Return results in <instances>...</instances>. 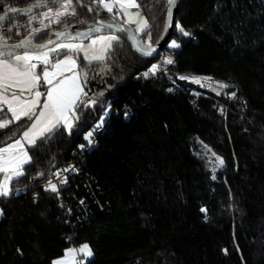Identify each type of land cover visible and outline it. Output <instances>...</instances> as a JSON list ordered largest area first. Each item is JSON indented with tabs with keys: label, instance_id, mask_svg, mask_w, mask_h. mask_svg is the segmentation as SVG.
<instances>
[{
	"label": "trees",
	"instance_id": "1",
	"mask_svg": "<svg viewBox=\"0 0 264 264\" xmlns=\"http://www.w3.org/2000/svg\"><path fill=\"white\" fill-rule=\"evenodd\" d=\"M32 1L0 0V15ZM137 3L156 43L167 0ZM76 10L55 27L92 19L87 8ZM138 34L149 42L146 32ZM11 37L24 36L15 31ZM172 37L181 48L164 47L176 61L167 74L184 87L195 86L189 79L198 76L214 78L217 86L196 85L194 105L166 74L150 73L160 53L141 55L122 36L103 62L81 56L83 71L109 63L107 92H96L95 103L77 104L70 131L60 124L27 147L23 175L0 199V264H54L78 243L93 251L85 264H264V0H183ZM243 101L247 106L240 107ZM108 104L132 106L133 115L125 120L111 110L97 144L79 156L81 175H69L57 192L43 187L54 171L79 159L73 151L88 142L86 133ZM3 108L0 122L12 119ZM31 122L0 128V147ZM196 141L215 156L197 151Z\"/></svg>",
	"mask_w": 264,
	"mask_h": 264
},
{
	"label": "snow or ice",
	"instance_id": "2",
	"mask_svg": "<svg viewBox=\"0 0 264 264\" xmlns=\"http://www.w3.org/2000/svg\"><path fill=\"white\" fill-rule=\"evenodd\" d=\"M97 5L96 8H89L88 11H96L99 13L101 9L106 10L108 13L113 12V8H117V14L128 17L127 23H135L138 25V31L146 32L147 39L149 44L147 47H139V51L145 55H151L154 49L151 47V32L147 31L150 27L148 21L143 17L142 13L139 11L140 5L135 2V0H115V3H107L106 0H93ZM169 5L168 12V26L171 25V7L174 6L175 0H167ZM51 5L57 6V11L52 12V7L50 6L48 0H33L32 4L28 8H16L9 7L7 12L3 15H0V105H6L7 112L12 114V119H5L3 122H0V128H6L10 123L20 121L22 118H28L31 120L33 116L44 118L47 114V119L51 122L50 126L41 129L39 132L36 131L37 124L41 121L37 119L35 123H32L22 135L15 140L14 143L9 144L6 147H0V172L8 173L4 177L3 185H0V196H7L10 194V189L8 187L9 180L13 177H19L23 175V172L18 170L20 164L16 165L11 172H9V166L11 163L12 157L9 153L11 149H16L18 146L22 150L23 144L21 140L26 141L27 143L34 144L36 136H44L45 132H51L53 128L57 125L63 123L67 126L68 130H71L72 124L69 121V114L73 113L72 119H76L74 115L75 107L78 103L87 105L88 103H95L92 101H81L80 93L82 91L79 81L76 79L77 75L86 78L87 73H76L72 67L67 69L62 68V65L71 64L75 66V60L73 57L81 58L88 63L92 61H102L105 56L104 53L111 48V42L114 40H119V37L116 35L100 36L98 39H93L91 44L84 45L73 44L70 41L72 40H83L90 38L93 33L101 32L102 29H113L115 24L98 22L96 25H88V31L77 32L75 36H72L67 29L62 32H55L54 35L57 37V40H48L45 44L36 45L33 43L35 35L46 28L50 27L52 22L57 24L61 23L62 17L74 16L76 14L75 7L73 6L72 0H51ZM36 8H46L47 11L42 13V18H38L36 15H33V10ZM135 8L136 12H131L129 9ZM2 11V9H0ZM8 13H20L21 15L28 17V23L31 24L33 21L39 19V24L41 27L38 28H29L28 35L20 40L19 43L9 44L8 39L12 34V29L8 28L5 30L4 21L6 19H11L8 16ZM116 17L113 16L112 20L115 21ZM48 20L50 23L45 24L44 21ZM12 27H20V25H13ZM177 30L183 35L188 36L189 33L183 28V26L177 24ZM117 31H125L122 27L116 28ZM5 32L8 33V36L5 35ZM16 35H20L19 32ZM69 41L65 43L61 40ZM60 40V42H57ZM98 42H102L99 54L97 50L93 47ZM51 46V47H50ZM170 46L172 48H179L180 45L176 40H171ZM19 49H24L23 53H20ZM55 54V62L53 63L50 59V56ZM63 56L64 59H59ZM36 61L37 63H34ZM167 64H172L173 61L168 59ZM38 66H41L42 75H38L36 69ZM49 67L53 70L49 71ZM157 70L156 66H153L151 72ZM65 71L72 73L71 76L65 75ZM145 76L148 73L144 74ZM180 79H186L185 77H180ZM43 80L46 86H51L47 90L46 102L42 105L40 104L39 99L32 101L30 105L14 107L13 101L19 100V95L17 92H12V99H9L6 95L10 87H17L23 91H28L29 94L34 95L39 98L41 96L40 91V81ZM200 83L199 80L196 81ZM227 85H220V87H226ZM171 91V89H170ZM219 94V93H218ZM234 96L235 93H232ZM37 106H40L43 110L36 112ZM4 112V108L0 107V113ZM107 113H105L106 115ZM103 124V120L100 121V124L96 126L99 128ZM30 134H34L31 135ZM93 133L89 132L85 137L89 143H91V137ZM84 145H81L83 148ZM19 155V153H17ZM215 155V154H213ZM25 159L20 163H28L30 157L27 156V152H23ZM217 160L220 165H223L224 161L217 157ZM71 170V169H68ZM59 175V173H56ZM215 179V176H213ZM66 182V181H62ZM50 190L52 192H57V186L55 184H50ZM206 211V209H202ZM79 252L87 256H90L91 249L87 244H84ZM76 251L70 250L65 254V260H57L54 264H68L67 257H75Z\"/></svg>",
	"mask_w": 264,
	"mask_h": 264
},
{
	"label": "rangeland",
	"instance_id": "3",
	"mask_svg": "<svg viewBox=\"0 0 264 264\" xmlns=\"http://www.w3.org/2000/svg\"><path fill=\"white\" fill-rule=\"evenodd\" d=\"M33 2V1H32ZM106 2L107 3H115V0H106ZM135 2L137 3V1L135 0ZM72 3H73V6L75 7V12L77 13V10H76V8H77V4H76V0H72ZM138 4V3H137ZM52 7V12L53 13H55L56 11H57V6H51ZM113 10H116V12H117V8L116 7H114L113 8ZM45 11H47V9H44V10H41V11H36V12H34V13H32L33 15H36L38 18H42V13L43 12H45ZM129 11H131V12H136L137 11V9H135V8H131V9H129ZM139 11H140V8H139ZM76 15V14H75ZM74 15V16H75ZM74 16H67V17H62L61 18V21L63 22V20L64 19H66V18H69V17H74ZM122 16V15H121ZM125 17V16H124ZM144 17V16H143ZM127 19V21H128V17H126ZM27 19H28V17H27ZM61 22V23H62ZM44 23L45 24H49L50 22L48 21V20H45L44 21ZM60 24V23H59ZM67 24H69V23H65L64 25H63V27L65 26V25H67ZM129 24H131L136 30L138 29V25L137 24H135V23H129ZM13 25H20V27H12ZM23 25H25V30H24V32H22V29L24 28L23 27ZM55 25H58L57 23H55V22H52L51 24H50V27L49 28H54V29H56L55 28ZM38 27H41V25L39 24V19H37L36 21H33L31 24H29L28 23V20L26 21V20H23V19H20L18 16L17 17H15V21H13V22H11V23H9V24H4V28H5V30L6 29H8V28H11L12 29V33H14L15 31H16V33L17 32H19L20 33V35H22V36H26V35H28V29L29 28H38ZM138 31V30H137ZM139 33H141V31H138ZM5 35L6 36H8V33L7 32H5ZM108 35H116V36H118L119 37V40H120V35H118V34H115V33H103V34H98V35H94V36H92V37H90V39H88V40H84V41H82V40H72V41H70L71 43H73V44H80V43H83L84 45H89V44H91V41L93 40V39H98V37H100V36H108ZM50 39V38H49ZM48 40V39H47ZM171 40H175V38L174 37H171L170 39H169V41H168V43H167V45H169L170 46V43H171ZM12 41V37L10 36V38L8 39V42H11ZM77 41H80V42H77ZM116 41H118V40H114V41H112L111 42V44H113V42H116ZM63 42H65V43H68L69 41H63ZM177 42V41H176ZM178 43V42H177ZM101 45H102V42H98L96 45H93V47L97 50V54H99V50H100V48H101ZM112 46V45H111ZM51 47V46H50ZM108 50H110V49H108ZM108 50L104 53V56H105V58H106V56H107V53H108ZM23 53V52H22ZM80 57H81V55H80ZM104 58V59H105ZM73 59L75 60V65H77V67L76 68H73V70L76 72V73H87V75H86V78L85 77H82V76H80V75H77V77H76V79L79 81V83H80V86H81V89H82V91H81V93H80V95L82 94V96L84 95V94H87L86 96H84V100L85 101H92V100H94L95 101V99H96V92H98V93H100L102 96L103 95H105L106 94V92H107V88L105 87V84H104V79H106V81H107V76H108V72H109V70L111 69V66L109 65V63H107V64H102L96 71H94V72H91V71H89L88 70V68H86L85 67V71H83L82 70V67H81V65H80V63L82 62V60H81V58H77V57H73ZM52 61V60H51ZM104 61V60H103ZM53 62V61H52ZM163 65H166V62L165 61H161L160 59L159 60H157V62L153 65V66H156V68H157V70L153 73V72H151L150 71V73L152 74V75H154L155 73H157L160 69H161V67L163 66ZM63 66V68L64 69H67L68 67H72L73 65H71V64H68V65H62ZM38 68H40V66L38 67ZM153 68V67H152ZM38 74H40L39 73V71H38ZM149 75V74H148ZM85 79H87V80H85ZM191 79V78H190ZM190 79H189V81H190ZM41 83H42V81H41ZM224 89V88H223ZM222 89V90H223ZM16 91H18L17 89H15ZM80 98H82V97H80ZM42 102V101H41ZM109 103V102H108ZM89 104H92V103H88V105ZM111 106H110V104H108V106H107V109H106V112L105 113H107L106 115L104 114L103 116H102V118L101 119H99V121L98 122H100L101 120H105L106 119V117L108 116V114L111 112ZM36 112H37V110H36ZM74 113H75V110H74ZM72 114H69V121H70V123L72 124V126L74 125V119H72ZM97 122V123H98ZM96 123V124H97ZM66 128H67V126L66 125H64ZM72 128V127H71ZM68 129V128H67ZM89 132H92L93 133V131H92V129L90 130V131H88L87 133H86V136H87V134L89 133ZM88 141V140H87ZM194 148H196V149H198L197 151H200L201 153H204V154H207L208 156H212V157H214L215 155H213L214 153L210 150V148L207 146V145H205L204 143H202V142H200V141H196L195 142V144H194ZM23 152L24 151H22V152H20L19 153V150H16L15 151V154L17 155V153H19V155H17V156H14V155H11L10 154V157H12V162H21V161H23L24 159H25V157L23 156ZM27 152V156L29 157V154H28V151H26ZM23 164H25V163H23ZM20 171H22L23 172V169L22 168H20ZM14 177H16V176H13L12 178H14ZM3 183H4V178H3V181H2V183L0 184V185H3ZM8 187H9V189L11 190V186H10V180H9V183H8ZM2 213H3V210H2V208L0 207V216L2 215ZM84 244H87L88 246H89V248L91 249V247H90V245L88 244V243H82V245H81V247L84 245ZM70 250H75L76 251V255H75V257L73 258V257H67V261H68V264H77L76 263V256H77V254H78V251H77V249L75 248V246L73 245V246H70V247H68L66 250H65V253H64V255H62L61 257H59L58 259H56L55 261H57V260H65L66 259V256H65V254L67 253V252H69ZM91 255L90 256H87L86 258H85V255H84V260H85V262L90 258V257H92V255H93V251H92V249H91Z\"/></svg>",
	"mask_w": 264,
	"mask_h": 264
},
{
	"label": "water",
	"instance_id": "4",
	"mask_svg": "<svg viewBox=\"0 0 264 264\" xmlns=\"http://www.w3.org/2000/svg\"><path fill=\"white\" fill-rule=\"evenodd\" d=\"M76 1H77V6H80L82 8H87V9L96 8L94 5H90V4L86 3V2H84L83 0H76ZM48 2L50 4V6H54V5H51V0H48ZM182 2H183V0H175L174 6H172L171 9H170L171 10V25L168 26V13H167L166 23L164 25L163 31H162L158 41L156 43H151V47L154 49V51L152 52L151 55H148L147 57H151V58L157 57L159 55L160 51L167 45L169 39L173 35V31H174V28H175L177 15H178V12H179V9L181 7ZM31 4L26 5V6H21V7H18V8H28V7L31 6ZM39 10H41V8H36V9L33 10V13L36 12V11H39ZM168 12H169V7H168ZM90 13L92 15H94L95 11H90ZM18 15H21V14L20 13H8V16L11 17V18L12 17H16ZM103 15H108L109 19L102 18ZM113 16L116 17L115 21L112 20ZM8 20L9 19H6L3 23L6 24ZM101 21L104 22V23L112 22V23L115 24V27L113 29H107V28L102 29L101 32L93 33L92 36L98 35V34H103V33H115V34H118V35L122 36L123 38H125L132 45V47L134 48V50L137 53L143 55L139 51V47H147L149 42L143 40L139 36L138 31L131 24L127 23L126 21H124L120 17H118L116 15H113L112 13H108L106 10H103V9H101V11L98 13V17H97L96 20L79 21L77 23L67 24L64 27L62 26L61 28H56V29H54V28L53 29L52 28H46L43 31H41V32H39V33H37L35 35V38L33 39V43L36 44V45H40V44L47 43V41L50 40V39L51 40H57V37L54 35V33L55 32H62L65 29H67L68 32L72 36H75V34L77 32L88 31V25H96L98 22H101ZM85 25H86V27H82V26H85ZM118 27H122L123 29H125V31H117L116 28H118ZM45 33H51L54 36L51 37L48 40H45V41H37L36 40L39 36H41V35H43ZM26 36H24V37H26ZM24 37H22V38H24ZM21 39H19L17 41H11V42H8V43L9 44L19 43ZM87 39H89V38H87ZM87 39H83L82 41L87 40ZM61 40L62 41H67V40H64L63 38H61ZM57 42H60V40H58ZM17 51H19L21 53V52L24 51V49H19Z\"/></svg>",
	"mask_w": 264,
	"mask_h": 264
},
{
	"label": "built area",
	"instance_id": "5",
	"mask_svg": "<svg viewBox=\"0 0 264 264\" xmlns=\"http://www.w3.org/2000/svg\"><path fill=\"white\" fill-rule=\"evenodd\" d=\"M180 48L181 47H179L178 49H180ZM160 54H161V59L163 61L166 62L168 59H171L173 61V63L172 64H167L166 63V65H163L161 67V69L157 73L154 74V76L157 77L160 73L166 74L167 75V79L172 83V88L174 90H177V91H183L185 93H188L191 96V101H192V103L194 105H196L197 102L199 101V95H197V94H195L193 92V89L195 88L196 85H198L200 87H205V88L217 86V82L215 81L214 78L206 77V76H198V77H192L190 79V81L192 83H194L195 86L188 85L187 87H184L175 78H173L169 74H167V71H168V69L170 67H175L176 66V61H175V58L173 57V55H171L169 52H167L164 49H162L160 51ZM197 80H199L200 83H197L196 82ZM231 99H229V100H231ZM241 103L242 104L240 105V107H243V105L247 106V103L245 101H243ZM228 109H229V104L223 103L222 104V110L226 111ZM112 112L115 113L118 116L123 113L124 119L128 120L133 115V108H132V106H129V105H123L122 107L115 106L112 109ZM98 124H100V122H98L97 125ZM104 128H105V120H103V124L99 128L95 127V129L93 131V135L91 137V143L87 142V143L84 144L83 148L80 147L78 149H75L73 151V154L76 157H79V156H83L85 153L89 152L97 144L98 134L102 133L104 131ZM83 163L84 162H82V160H80V157H79L78 160H75L74 162L69 163L67 166L54 171L52 173V175L49 177V179L46 180L42 184V186L45 187V188H50V184H55L57 186V189H60L61 187H64L67 184L69 175H72V174L77 175V176L81 175V173L83 172V169H82ZM68 169H71V170H68ZM56 173H59V175H56ZM62 181H66V182H62ZM1 198H2V196H0V199ZM63 203H65V201H63ZM80 204L83 206L84 205V200H80ZM70 214H72L71 211H70ZM81 245H82L81 243H78V244L75 245V248L78 251V254L76 256V263L77 264H85L84 254L79 252V249L81 248Z\"/></svg>",
	"mask_w": 264,
	"mask_h": 264
},
{
	"label": "crops",
	"instance_id": "6",
	"mask_svg": "<svg viewBox=\"0 0 264 264\" xmlns=\"http://www.w3.org/2000/svg\"><path fill=\"white\" fill-rule=\"evenodd\" d=\"M137 1V0H136ZM140 12L142 13V15L144 16V14H143V12L141 11V9H140ZM124 17V16H123ZM125 19H127L126 17H124ZM144 18H145V16H144ZM146 19V18H145ZM147 20V19H146ZM127 21V20H126ZM90 39V38H89ZM88 40V39H87ZM77 42H80V41H77ZM114 43V42H113ZM112 45V44H111ZM111 49V48H110ZM110 50H108V52H109ZM22 53V52H21ZM81 56L83 55V54H80ZM107 55H108V53H107ZM107 57V56H106ZM50 59L53 61V63L55 62V59H56V57H55V54H52L51 56H50ZM59 59H64V57L63 56H61V57H59ZM106 59V58H105ZM104 59V60H105ZM34 63H37L36 61H33ZM94 62H103V60L102 61H92L91 63H94ZM76 64V63H75ZM39 67V66H38ZM37 67V69H36V72H37V74H38V71H39V73L40 74H38V75H42V72H41V66H40V68H38ZM62 68H63V66H61ZM77 67V65H75V66H72V68H76ZM49 71L50 72H52L53 70L49 67ZM65 75H67V76H71L72 75V73H70V72H67V71H65ZM41 81H42V83H41ZM39 83H40V87H39V91H40V93H41V96L39 97V98H37V97H35L34 95H32V94H29V92L28 91H23V92H21V90L19 89V88H17V87H10V89H9V91H8V93L6 94L7 96H8V98L9 99H12V96H11V93L12 92H17V94L19 95V100L18 101H13V106L14 107H20V106H26V105H30L31 103H32V101L33 100H35V99H39V101H40V104L42 105L43 103H45L46 102V96H47V90H48V88L49 87H51V86H46L45 84H44V82H43V80H41ZM15 89H17L18 91H16ZM84 96V95H83ZM82 96V94L80 95V97H83ZM82 98H80V100H81ZM42 101V102H41ZM4 106H6V105H0V107H4ZM75 109H76V107H75ZM36 110H37V112H40V111H42L43 109L40 107V106H37V108H36ZM75 112H76V110H75ZM70 114H72L73 115V113H70ZM74 115H75V113H74ZM37 119H40V123L39 124H37V129H36V131L37 132H39L41 129H43V128H46V127H48V126H50V124H51V122L47 119V114H46V116L44 117V118H39V117H36V116H33V118H32V122H31V124L32 123H35L36 122V120ZM75 120V119H74ZM31 124H30V126H31ZM61 124H63V123H61ZM60 125V124H59ZM64 125V124H63ZM29 126V127H30ZM58 126V125H57ZM56 126V127H57ZM54 129V128H53ZM27 130V129H26ZM25 130V131H26ZM47 133H49V132H45V134L44 135H46ZM31 135H34V134H30V136ZM41 137H43V136H36L35 137V143L37 142V140L39 139V138H41ZM15 142V140L14 141H12L11 143H9V144H12V143H14ZM21 143L23 144V149L21 150L20 148H19V146L16 148V149H11L10 150V153H9V155L11 154V155H14V156H17L16 154H15V151L16 150H19V153L20 152H22V151H28L27 150V147L29 146V145H34V144H30V143H27L26 141H23V140H21ZM9 144H7V145H5V146H3V147H6V146H8ZM17 164H20V168H22L23 169V165L24 164H21V163H19V162H12V160H11V163H10V166H9V172H11L14 168H16V165ZM26 164V163H25ZM20 168L18 169V170H20ZM8 173H4V172H0V184L2 183V181H3V178L5 177V175H7ZM12 179L13 178H11L10 179V184H11V181H12ZM9 183V182H8Z\"/></svg>",
	"mask_w": 264,
	"mask_h": 264
},
{
	"label": "flooded vegetation",
	"instance_id": "7",
	"mask_svg": "<svg viewBox=\"0 0 264 264\" xmlns=\"http://www.w3.org/2000/svg\"><path fill=\"white\" fill-rule=\"evenodd\" d=\"M96 7H97V6H96ZM44 9H46V8H41V10H44ZM41 10H39V11H41ZM112 14H113V15H116V16L120 17L121 19H123L124 21H126V19H125L123 16L117 14L116 10H113ZM97 17H98V13L95 11V14L92 15V19H85V20H96ZM102 18H104V19H109V16H108V15H103ZM79 21H84V20H77V21H75V22H71V23H69V24H74V23H77V22H79ZM82 27H86V25H85V26H82ZM55 28H57V27H55ZM49 34H51V33H49ZM51 35H52V37L54 36L53 34H51ZM50 38H51V37H50ZM39 39H40V36H39L36 40H37V41H43V40H39ZM17 40H19L18 37H13V38H12V41H17Z\"/></svg>",
	"mask_w": 264,
	"mask_h": 264
}]
</instances>
